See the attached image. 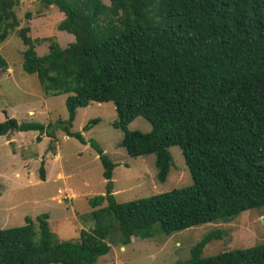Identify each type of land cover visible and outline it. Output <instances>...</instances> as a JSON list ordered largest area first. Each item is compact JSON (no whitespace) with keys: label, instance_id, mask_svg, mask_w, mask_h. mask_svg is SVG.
Wrapping results in <instances>:
<instances>
[{"label":"trees","instance_id":"1","mask_svg":"<svg viewBox=\"0 0 264 264\" xmlns=\"http://www.w3.org/2000/svg\"><path fill=\"white\" fill-rule=\"evenodd\" d=\"M40 2L64 14L58 29L74 41L38 55L28 27L19 30L22 70L37 77L46 96L66 95L67 136L86 143L70 130L76 110L112 102L119 146L133 157L154 154L159 182L170 170L169 148L178 146L192 184L118 203L116 164L91 142L106 180L105 193L89 198L93 208L106 202L92 211L93 226L53 242L47 215L36 217L37 228L26 216L24 225L0 229V264H97L115 230L123 245L151 237L155 224L172 233L264 206V0ZM15 3L0 0V41L18 25ZM139 116L151 124L148 132L128 129ZM46 129L13 117L0 122V136ZM39 174L44 179L43 164ZM221 235L208 232L175 264H264V243L203 256Z\"/></svg>","mask_w":264,"mask_h":264},{"label":"rangeland","instance_id":"2","mask_svg":"<svg viewBox=\"0 0 264 264\" xmlns=\"http://www.w3.org/2000/svg\"><path fill=\"white\" fill-rule=\"evenodd\" d=\"M109 4V0H102ZM18 25L0 41V122L13 117L19 122L36 121L46 130L9 131L0 136V229L25 224L29 216L47 215L51 241L76 239L81 229H89L95 220L89 198L105 193L103 167L91 142H95L116 166L113 169V193L118 203L150 197L192 184L181 149L171 146V165L167 178H156L155 156L133 157L119 146L122 131L114 127L117 113L112 102H92L76 110L70 130L82 135L86 143L67 136L63 130L68 117L66 95L46 96L37 77L22 70V52L26 49L19 30L28 27L38 55L51 46L66 47L74 35L60 31L64 14L40 0H16L13 7ZM98 122L87 128L89 121ZM129 130L148 132L151 124L135 118ZM49 132V134L47 133ZM56 154V156H55ZM43 164L44 179L40 178ZM220 231L221 238L210 241L202 255L246 248L264 243V206L242 212L226 222H211L180 231L165 233L158 224L148 238L132 237L128 244L117 241V231L108 238L110 250L97 264H175L190 256V249L204 235Z\"/></svg>","mask_w":264,"mask_h":264},{"label":"crops","instance_id":"3","mask_svg":"<svg viewBox=\"0 0 264 264\" xmlns=\"http://www.w3.org/2000/svg\"><path fill=\"white\" fill-rule=\"evenodd\" d=\"M55 156H56V154H55Z\"/></svg>","mask_w":264,"mask_h":264}]
</instances>
